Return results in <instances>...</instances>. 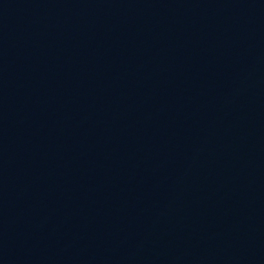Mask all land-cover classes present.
Returning <instances> with one entry per match:
<instances>
[{
  "label": "water",
  "instance_id": "water-1",
  "mask_svg": "<svg viewBox=\"0 0 264 264\" xmlns=\"http://www.w3.org/2000/svg\"><path fill=\"white\" fill-rule=\"evenodd\" d=\"M157 0H0V264L95 87Z\"/></svg>",
  "mask_w": 264,
  "mask_h": 264
}]
</instances>
